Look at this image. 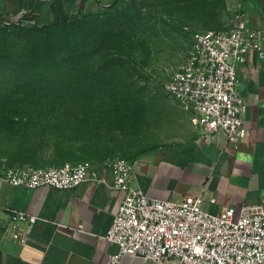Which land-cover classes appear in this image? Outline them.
Instances as JSON below:
<instances>
[{"label":"crops","instance_id":"obj_1","mask_svg":"<svg viewBox=\"0 0 264 264\" xmlns=\"http://www.w3.org/2000/svg\"><path fill=\"white\" fill-rule=\"evenodd\" d=\"M114 2L0 0V19L9 14L14 23L43 26L81 13L101 12ZM252 23L264 28L261 18H252ZM237 71L248 128L239 146L228 143L224 130L204 134L192 113L180 106L188 115V136L152 144L128 156L135 166L133 185L150 197L165 200L202 194L203 208L212 212L226 206L239 211L244 205L264 203V57L251 52ZM97 167L106 181L88 180L73 188L15 186L0 178V264H106L118 249L106 235L123 192L112 187L111 161L99 162ZM13 209L40 217L26 243L5 232ZM120 264L157 262L125 255Z\"/></svg>","mask_w":264,"mask_h":264},{"label":"built area","instance_id":"obj_2","mask_svg":"<svg viewBox=\"0 0 264 264\" xmlns=\"http://www.w3.org/2000/svg\"><path fill=\"white\" fill-rule=\"evenodd\" d=\"M235 21L221 29L198 31L186 57L166 84L168 93L192 120L210 135L224 130L228 143L238 147L246 137L245 100L238 91V64L255 52L264 57V28L252 23L243 0H235ZM14 23L3 15L1 25ZM16 24L24 25L25 21ZM112 187L123 192L106 238L118 245L106 264H120L125 255L153 259L157 264H264V203L226 206L218 212L203 208L204 197L182 200L150 197L133 185L134 163L127 157L111 161ZM0 178L32 188H73L88 180L106 181L97 163L82 161L60 166L0 165ZM211 201H215L214 198ZM36 214L11 210L5 232L26 243Z\"/></svg>","mask_w":264,"mask_h":264},{"label":"rangeland","instance_id":"obj_3","mask_svg":"<svg viewBox=\"0 0 264 264\" xmlns=\"http://www.w3.org/2000/svg\"><path fill=\"white\" fill-rule=\"evenodd\" d=\"M243 1L251 18L262 19L264 0ZM234 4L235 0H115V4L102 10V17L117 20L118 28L93 35V43L100 48L94 70L96 74L106 70V75L92 73V83L83 79L61 81L68 88L91 83L106 89L100 101H91L98 109V117L84 122L80 131L69 136L78 142L66 149L63 158H53V151L48 149L47 159L24 161L12 156L6 144L14 130L5 126L14 114L0 113V165L55 167L82 161L110 162L152 144L187 137L188 115L168 93L166 84L183 63L198 31L233 25ZM72 21L46 31H38L32 25L0 27V52L19 54L29 42L72 38ZM117 54L119 59L109 58ZM106 60L103 67L101 63ZM56 86L45 89L55 90Z\"/></svg>","mask_w":264,"mask_h":264},{"label":"trees","instance_id":"obj_4","mask_svg":"<svg viewBox=\"0 0 264 264\" xmlns=\"http://www.w3.org/2000/svg\"><path fill=\"white\" fill-rule=\"evenodd\" d=\"M102 13H81L63 21L34 26L38 31H46L73 20L72 38L59 42H29L25 51L19 54L0 52V113L14 114L13 120L5 126L9 131L14 130L6 144L18 160L29 161L37 157L45 160L48 149L53 151V158H63L66 149L78 142L69 136L80 131L84 122L98 117V109L91 101H100L107 90L91 85L94 81L92 73L96 74L94 69L98 66L94 59L100 51L98 43H93V35L95 32H112L119 26L115 24L117 20L104 18ZM262 19L264 21V15ZM15 26L23 25L12 23L0 27L10 29ZM117 56L109 58L119 59ZM107 61L101 65L104 67ZM105 71L94 76L103 77ZM71 79L91 83H84L86 87L82 88H68L61 82ZM55 85V90L45 89Z\"/></svg>","mask_w":264,"mask_h":264}]
</instances>
